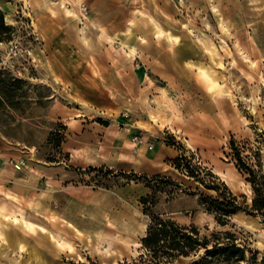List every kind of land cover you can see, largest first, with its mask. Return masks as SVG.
I'll return each mask as SVG.
<instances>
[{
  "label": "rangeland",
  "instance_id": "1",
  "mask_svg": "<svg viewBox=\"0 0 264 264\" xmlns=\"http://www.w3.org/2000/svg\"><path fill=\"white\" fill-rule=\"evenodd\" d=\"M7 6L0 264H263L264 219L239 211L223 225L200 192L217 197L206 184L227 186L251 203L233 140L264 168V0ZM155 174L175 182L153 180L152 189L141 176ZM147 207L197 226L208 249L220 237L237 242L245 259L225 263L202 247L155 261L142 241Z\"/></svg>",
  "mask_w": 264,
  "mask_h": 264
},
{
  "label": "trees",
  "instance_id": "2",
  "mask_svg": "<svg viewBox=\"0 0 264 264\" xmlns=\"http://www.w3.org/2000/svg\"><path fill=\"white\" fill-rule=\"evenodd\" d=\"M12 29L13 27L7 24L5 20V13L0 9V42L11 39L9 35ZM0 82H3V80L0 79ZM232 148L234 156L236 157V166L247 175L246 178L252 185L253 196L251 203H247V200L241 202L239 197L227 186H225V191H222L219 186H213L212 184H206V187L216 189L219 195L213 197L204 192H200L201 203L223 225L228 222L230 216L239 211H246L248 214L260 216L264 219V168H262L259 160L256 163L253 162L250 155H244L243 147L236 145L234 140L232 142ZM184 158L185 156H179L175 159L178 163V168L183 166L181 161ZM186 165L189 168V164L187 163ZM107 172L114 173L110 169ZM117 175L124 177L123 172H119ZM141 177H144L149 182L147 185L152 189H154L151 185V181L153 180L175 182L162 174L152 176L142 175ZM202 182L206 183L204 180ZM148 201L147 196L141 199V202L144 204H147ZM152 204H155V201ZM145 212L150 214L151 222L148 226L147 234L143 237L142 241L144 247L157 262L178 255H189L202 247L207 248V254L209 256L225 263L240 261L246 257L244 247L238 245L235 241L220 237L214 244L213 249H208L210 240L207 236L201 234V230L197 226L193 224L190 226L182 225L172 219H164L159 214L153 212L151 207H147ZM223 234L231 235V232L227 230ZM222 242H224L223 245H221Z\"/></svg>",
  "mask_w": 264,
  "mask_h": 264
},
{
  "label": "bare ground",
  "instance_id": "3",
  "mask_svg": "<svg viewBox=\"0 0 264 264\" xmlns=\"http://www.w3.org/2000/svg\"><path fill=\"white\" fill-rule=\"evenodd\" d=\"M6 19L8 20V22H11V18H10V16L9 15H6ZM133 50V49H132ZM134 51V50H133ZM187 52L188 51H185V54H187ZM194 53V52H193ZM207 75L209 76V80L212 82V85H211V88H213L214 90H216L218 93H221L222 92V90L219 88V83H217V81L209 74V73H207ZM15 216V218H14V222L15 223H17V224H19V225H21V223H22V221H21V219H19L18 220V216H20L19 215V213L17 214V213H15L14 214ZM25 216V215H24ZM25 218V217H24ZM24 222H26V220H24ZM23 222V223H24ZM27 225V224H26ZM22 226H25V224L23 225L22 224Z\"/></svg>",
  "mask_w": 264,
  "mask_h": 264
},
{
  "label": "crops",
  "instance_id": "4",
  "mask_svg": "<svg viewBox=\"0 0 264 264\" xmlns=\"http://www.w3.org/2000/svg\"><path fill=\"white\" fill-rule=\"evenodd\" d=\"M14 2V0H0V8L1 9H3V11L5 12V8H8V6L7 5H9V3H13ZM5 15H8L7 14V12H5ZM137 122V121H136ZM134 124H135V121H134ZM137 127H139V126H137ZM3 146V143L1 142V140H0V153L1 154H3L4 156H2V158H7L6 157V155H5V152H4V148L2 147ZM3 148V149H2ZM144 149V146H143V148H142V150ZM131 155H133L132 153H131ZM159 155V154H158Z\"/></svg>",
  "mask_w": 264,
  "mask_h": 264
},
{
  "label": "built area",
  "instance_id": "5",
  "mask_svg": "<svg viewBox=\"0 0 264 264\" xmlns=\"http://www.w3.org/2000/svg\"><path fill=\"white\" fill-rule=\"evenodd\" d=\"M83 10H87V6H83ZM134 140L136 143H143L144 142V138L142 136L139 135H135ZM150 147H153V145H150Z\"/></svg>",
  "mask_w": 264,
  "mask_h": 264
}]
</instances>
